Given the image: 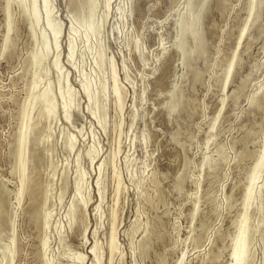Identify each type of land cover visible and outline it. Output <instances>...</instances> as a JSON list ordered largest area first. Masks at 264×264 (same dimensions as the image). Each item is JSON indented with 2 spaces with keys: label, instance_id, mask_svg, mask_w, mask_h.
I'll use <instances>...</instances> for the list:
<instances>
[{
  "label": "rangeland",
  "instance_id": "rangeland-1",
  "mask_svg": "<svg viewBox=\"0 0 264 264\" xmlns=\"http://www.w3.org/2000/svg\"><path fill=\"white\" fill-rule=\"evenodd\" d=\"M70 1L51 0L52 11L62 23L60 62L68 76L67 82L62 79L60 85L73 92L71 118L65 122L61 110L52 123L50 119L39 120V138L46 139L48 133L51 136L47 145L39 146L41 162L28 169L38 186L36 206L41 215L50 213L49 223L44 226L42 218L30 217L32 202L27 195L17 202L19 179L13 172L12 156L15 137L24 120L20 110L35 78L30 53L39 45L31 37L22 6L13 0L12 46L3 52L6 0H0V184L9 192L8 213L3 212V216L11 220L0 224V264H7L5 251L12 231L17 241L14 264H42L44 237L48 238L46 259L54 264H74L76 253L83 254L82 264H90L94 242L102 259L95 264H179L180 259V264H228L232 238L243 213L246 179L262 150L264 136V4L259 21L238 41L249 0H210L198 26L206 42L204 55L187 67L177 48L178 20L187 0H94L97 7L93 22H98L100 29L97 38L91 36L88 44ZM197 8L196 2L193 12ZM81 14L88 15L87 7ZM39 25L35 29L38 36L45 26L42 19ZM70 26L78 33L75 66L66 59ZM49 43L50 55L42 63L41 78L46 71L57 91L59 83L51 66L56 52ZM234 50L238 60L223 89L224 72ZM98 51L103 56L101 64L96 63ZM111 59L118 84L125 92L121 110L111 91ZM81 81L90 82L92 91L97 92L96 102L87 101ZM42 83L38 86L41 90ZM173 89L182 105L179 111L168 113L166 104ZM258 90L263 93L260 104L251 108L248 101ZM222 97L226 98L225 105L216 121L213 139L206 143ZM30 114L35 117L36 110ZM72 135L76 144L68 151L65 141ZM90 147L97 152L92 163L86 155ZM78 152L87 204L77 213L76 224L70 229L67 210L74 199ZM205 159L215 166L210 168ZM64 169L66 189L59 199ZM262 171L258 184L264 176ZM116 175L121 179V188L115 196ZM180 176L185 179L178 188ZM48 183V200L44 202ZM195 203L197 215L191 219ZM261 203L262 207L254 206L248 211L256 232L249 247L252 264L264 262V196ZM112 211L116 215L119 251L109 262ZM137 221L139 227L132 233L130 226ZM146 229L150 240L145 253L140 254L139 241Z\"/></svg>",
  "mask_w": 264,
  "mask_h": 264
},
{
  "label": "bare ground",
  "instance_id": "bare-ground-1",
  "mask_svg": "<svg viewBox=\"0 0 264 264\" xmlns=\"http://www.w3.org/2000/svg\"><path fill=\"white\" fill-rule=\"evenodd\" d=\"M11 1H13V0H6V4H5L6 32H5V38H4V43H3V52L4 53H6L9 48H11L12 40H13L11 37V33H12L11 31H12L13 26H14L13 25L14 21L12 20V15H11L12 13L10 10ZM109 1L110 0H106L107 3ZM209 1L210 0H187L186 9L179 16V20H178L179 32H178V36H177V48L180 51L181 62L184 65H186L187 67H189L195 59L203 56L204 52H205V43L206 42L203 38L202 33L200 32L201 29L199 30L198 26H199L201 17H203V15L205 14V11H207L206 8H207ZM18 2L22 6L24 13L27 15V20H28L27 22H29V26H30L31 33H32L31 37H33V40L35 42H37L36 45L38 44L39 46H37V47H39V48L34 49L30 53L29 62H30V65L32 67L33 76H35V78L33 77L34 80H33V83L30 87L28 97H27L26 101L23 103V106L21 107V110H20V114L23 116L24 120L22 123V127H20L21 129L18 130V132H17V135L15 137V143L13 145L14 149H13V155L12 156H14V159H15V165L13 168L14 169L13 172L18 175V179H19V185H18V188L16 191V199H17V202L19 203L21 201V199H23V196L27 195L29 200L32 202L31 206H30V211H29L30 217L34 218V220H35V218H39V217L42 218L43 219V225L46 226L50 220L49 219L50 213L45 212V213H43V215H41L40 209L36 206V201H37V196H38V193H37L38 188H36V187H38V186H37V183L32 182L31 177H33V176L30 175V173H29L30 171L28 169H29L30 165L35 167V165L38 163V161H40L41 156L39 154V146L44 147L43 145L46 144L45 142L48 143V138L51 136V134L48 133L47 138L46 139L44 138L45 140L43 138H42L43 140L40 139L39 138L40 135L38 134L39 130L37 129V124L39 123V120L41 118L42 119L45 118L48 120L50 119V122H51V120L56 119L55 116L61 110L62 111L60 113H62L64 121L68 122L71 118V109H72V106L74 104L73 103V92H72L71 88H69V87L65 88L66 90L65 89L63 90L62 89L63 86L61 87V85H60V82L62 81V79H65L67 82V76L68 75H67V73L64 74V72H63L64 67L62 66V63L60 62L61 60H60V51H59V48H60L59 47L60 46L59 45V37L61 34V30H62V23L58 20V18L56 17V15H54V13L52 11L51 0H18ZM196 2L198 3V8L195 12H193L192 7ZM263 4H264V0H249V4H248V8H247L248 9V15H247V18H246V21H245L243 27L240 30L238 41H240L241 38L247 33V31L250 30L251 26H253L257 21H259L260 8L262 9L261 6ZM70 6H71L72 12L75 14L74 18H75L77 25H79L83 29V32H84L83 38L85 37L86 44H88V41H90L89 39L91 38V36H95L97 38V36L99 34L100 26H98V24H97L98 22L96 23V25H94V22H96V21L93 22V14L96 10L97 5H96L94 0H71ZM84 7H87L88 15L82 16L81 13H82ZM41 19L45 23V26H44L43 31L41 30L42 31L41 34L38 36L37 34H35V32H36L35 29L38 28V26H40L39 24L41 22ZM47 32H48V35L46 34ZM68 32H69V39H68V44H67L66 59L70 65L75 66V64H74L75 61L73 62V60L76 59V58L74 59L75 48L77 49L76 44H75V39L78 36V33L75 31V28L73 26H70ZM95 37H93V39H96ZM48 43L51 45L53 44V49L56 52V54L51 59V66L55 72L57 82L59 83L57 91H55L53 89V86L51 85L50 77L47 76L46 71H45V76L43 77V79L41 78L42 63H44L43 61L47 62V59L49 58V55H50V48L48 47ZM91 44H93V42H91ZM98 44H99V42H98ZM90 45H89V47H91ZM135 45H137V43H135ZM86 49H87V47H86ZM91 50H93V49L91 48ZM237 55H238L237 50H234L227 66H226V69L224 72V80H223V84H222L223 89L228 85V82L231 79L233 67H234L235 63L237 62L236 59L238 60ZM102 58H103L102 52L98 51L97 57H96V63L101 64ZM110 68H111L110 72H111V80H112V90L111 91L113 93L114 100L116 101L119 110H121L122 105H123V101L125 98V92L123 91V89H121V87L118 84L116 66H115V63L112 59L110 61ZM83 76H84V74H83ZM83 76H81V77H83ZM194 77L197 78L198 74L196 73ZM83 80H85V79H83ZM88 81H90V79ZM88 81H81V89L83 90V93L86 96L88 102H92V101L96 102V100H97V97H96L97 94L96 93L97 92L95 93L92 91V88H91L92 85L90 84L91 81L90 82H88ZM41 83L44 84L43 87H41L42 90L40 88H38V86ZM37 88L39 89V91L37 90ZM260 89H262V88H260ZM238 91H239V88L235 89V91L232 93V96L236 97L238 94ZM262 94L263 93L260 90L256 91L253 94V96L251 97V99L248 101V103H249L248 106H250L251 108L252 107H258L260 104L261 98H262ZM178 97H179L178 93H176L175 89H173L171 91V98L166 104V108H167L168 113L177 111L180 108V106L182 105V101ZM225 99H226L225 97H222L220 100L219 104L221 106H220L219 111L217 112L218 115H216L214 117V119L210 125L209 137L207 138L206 143L210 142L213 139L212 136L214 135L213 132L215 129V124H216L218 116L221 112V109L225 105ZM58 101L60 102V105L58 104L59 103ZM33 110H36V116L35 117H33L30 114L31 111H33ZM133 118H134V114L131 117L130 124H132ZM116 126L119 127L120 123H118ZM48 129L50 130V123L48 124ZM40 144H42V145H40ZM75 144H76L75 136L74 135L68 136L66 141H65L66 149L68 151L73 150L75 147ZM45 147H47V146H45ZM51 152L52 151H50V153ZM221 152H222L221 148H218L219 155L221 154ZM86 155H87L88 159L90 160V162L92 163L97 157V152L95 151V149L93 147H90L86 151ZM46 157H48V156H46ZM220 159H221V156H220ZM79 160H80V153L78 152L76 159H75L77 170H76L75 183H74V199H73V202L71 203V205L69 206V208L67 210L68 227L70 229L73 228V226L76 224L77 213L80 210H82V208L87 204V201L83 196L84 194L82 193L84 172H82L78 169ZM205 162L209 163L208 165H210V168L215 166V163L212 161L209 162L205 159ZM102 165H103V162H100L98 164L99 171H101ZM262 170H264V136H263L262 150L260 151L258 159L256 160L255 164L253 165L252 170L246 179L247 180V186H246V190L244 193V199H243V213H242V216L239 220L238 228L236 227L237 233L234 236V238H232L233 239L232 250L230 253V260H229L228 264H252V261L254 259L249 247H250L252 240H254L253 235H254L255 229H253V227L250 224V215H249L248 211L251 207H254V206L257 209H258V207H262V205L260 206V204H262L261 202H262V199L264 196V176H263L262 182L260 184H258V179L261 177L260 175L263 172ZM35 172H36V170H35ZM35 172H33V173H35ZM61 175H62V177H61L62 178V181H61L62 185H61V188L59 189L60 190L59 199H61V197H62V195L66 189V175H67L66 169H64V171L62 172ZM183 179H185V178H183L182 176H180L178 178V181H177V187L178 188L181 187ZM115 180L117 183V186L115 188L116 189L115 190V196H116L118 194L120 188H121L120 187L121 179H120L119 175L115 176ZM33 181H35V180H33ZM49 187H50L49 183L45 185L44 202H46L48 200L47 194L49 192ZM8 194H9V192L7 190H5L2 187V185L0 184V224H2V225H4L3 223L6 224V222L11 221L9 218H6L3 216V212L6 211V207H7L6 197L8 196ZM197 201H199V200H197ZM98 208H99L98 205L95 206V208H94L96 213L98 212ZM81 213H82V211H81ZM259 213H260V211H259ZM196 215H197V208H196V203H195L194 208L192 210V214H191L192 218L191 219H194V217ZM115 220H116V215H115L114 211H112L111 212V221H110L111 222L110 223V234H109V240H108V244H107V248H108V252H109V262H112L113 257L119 251L117 243H116V236H115V228H116ZM41 225H42V223H41ZM130 227H131L130 229H131L132 233L134 231H136L137 228L139 227L138 221L135 222L134 224H132V226H130ZM44 230H46V229H44ZM12 232L13 233L10 234L11 235L10 236V242H9L10 244L8 245V247L5 251V254H6L5 257H6V263L7 264H14L13 260H14V257H15L16 251H17L16 237L14 235V231H12ZM58 233L60 234L61 231L58 230ZM148 235H149V233L147 232V229H146L145 234L141 238V241H139L140 254L145 253V251L147 249L148 239H149ZM150 235H151V233H150ZM59 238L61 241L63 240L62 235H60ZM193 239H194V237H193ZM232 239H230V240H232ZM261 241H262L261 243L264 242V235L262 236ZM47 245H48V238L44 237L42 239V242H41V247H42V251H43V254H42L43 263L42 264H54L52 261L46 259L45 255H46V251H47ZM91 251H92L93 259H92L90 264H95V263L100 262L102 259L100 260L101 256L99 257V255L97 254V243L96 242H94L93 245L91 246ZM100 254H101V252H100ZM83 261H84L83 254L76 253L74 256V261H73L74 264H82ZM181 261L182 260L180 259L179 264L181 263ZM263 264H264V262H263Z\"/></svg>",
  "mask_w": 264,
  "mask_h": 264
}]
</instances>
